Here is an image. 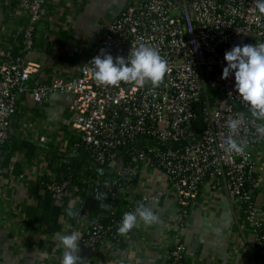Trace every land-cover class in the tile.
Masks as SVG:
<instances>
[{"label": "built area", "instance_id": "2783aa9c", "mask_svg": "<svg viewBox=\"0 0 264 264\" xmlns=\"http://www.w3.org/2000/svg\"><path fill=\"white\" fill-rule=\"evenodd\" d=\"M45 4L46 0L18 3L28 19L27 26L16 32L22 37L24 52L33 47ZM261 42L264 14L255 9L254 0H133L106 27L91 59L101 49L115 59L127 57L141 43L150 45L168 62V72L154 90L150 84L142 88L123 82L115 87L100 86L86 73L91 59L69 77L28 87L30 76L40 65L28 61L22 52L1 51L0 173L6 170L4 155L16 96L27 91L33 102L41 104L52 92L69 93L75 114L71 127L79 135L74 148L111 174L88 179L81 202L69 167L40 180L39 186L58 207L78 200L77 220L88 218L85 212L92 203L110 205L109 224L88 218V243L105 250L118 246L125 237L117 232L123 213L133 211L137 202L146 206L159 198L157 193L138 197L136 191L138 177L153 170L163 175L175 201L168 222L176 236L166 264L185 263L182 232L190 204L206 184L214 192L227 194L240 208L245 225L255 236L256 262L264 264V226L254 204L261 179L251 158L252 149L264 145V139L257 138L255 125L247 118L238 137L247 144L245 152L224 151L226 121L239 112L248 117V109L234 90V74L221 78L226 51ZM120 203L126 209L115 217Z\"/></svg>", "mask_w": 264, "mask_h": 264}, {"label": "crops", "instance_id": "0c3cea01", "mask_svg": "<svg viewBox=\"0 0 264 264\" xmlns=\"http://www.w3.org/2000/svg\"><path fill=\"white\" fill-rule=\"evenodd\" d=\"M19 1L0 0V52H22L28 61L40 65L30 76L28 87L73 75L91 59L106 27L133 2L46 0L33 47L24 52L22 37L16 32L27 26L28 19L18 8ZM72 101L71 94L61 92L50 93L41 104L33 102L27 91L16 96L7 146L9 151L13 145L19 148L4 166L5 172L0 173V264H59L63 250L57 248L56 234L72 231L81 234L78 255L82 264H166L176 236L168 222L175 201L158 171H144L136 180V191L138 197L160 194L156 202L146 205L160 222L134 228L114 249H99L86 241L87 217L70 221L60 216L50 229L34 221L45 197L40 180L56 176L61 166L72 160L84 161L74 148L79 135L71 127L75 115ZM251 156L255 174L261 179L254 204L264 226V145L254 147ZM79 202L70 200L66 207L76 211ZM182 237L184 264H258L255 236L245 225L240 208L227 194L214 192L207 184L190 204ZM40 252H47L49 259L42 261L35 255Z\"/></svg>", "mask_w": 264, "mask_h": 264}, {"label": "clouds", "instance_id": "9594fccd", "mask_svg": "<svg viewBox=\"0 0 264 264\" xmlns=\"http://www.w3.org/2000/svg\"><path fill=\"white\" fill-rule=\"evenodd\" d=\"M254 7L259 14H264V0H254ZM226 66L222 70V79L234 74V90L246 104L248 117L239 112L235 117L226 121L228 135L223 149L226 153L243 154L247 144L238 139L246 119L250 118L255 125V135L264 139V42L258 44H244L233 46L224 54ZM87 64L86 73L100 86H118L122 82L142 88L150 84L154 90L163 82L168 72V62L160 56L158 51L150 45L141 43L132 48L127 57L106 54L103 49ZM103 193V199L106 198ZM108 209L109 204H101ZM69 217L79 216V211L66 209ZM160 222L159 216L143 203L137 202L133 211L123 213L117 232L127 236L134 228L156 225ZM57 248L62 249L59 264H82L78 255L81 234L72 231L70 234H56ZM39 258L49 259L47 252H40Z\"/></svg>", "mask_w": 264, "mask_h": 264}, {"label": "trees", "instance_id": "16d2710c", "mask_svg": "<svg viewBox=\"0 0 264 264\" xmlns=\"http://www.w3.org/2000/svg\"><path fill=\"white\" fill-rule=\"evenodd\" d=\"M31 146L35 148L33 145ZM18 148L19 147L18 146L15 147V145H13L10 151L8 146L5 148L6 153L4 155V166L8 164L11 154ZM31 156H32V152L27 155L28 158H30ZM81 159L84 158L82 157ZM66 167L70 168V172L73 175V184L77 188L76 195H78L81 199L84 200L88 188L87 180L96 179L99 177L94 172L93 167L88 166L87 163L82 160H72L70 161V164H63L62 167L60 168V172H64ZM84 167H86V169L83 170ZM40 209L41 211L37 212L36 215L34 216V221H36L42 228H47V229L53 228L55 226V223H57V219L60 216L68 217V220L70 221H74L76 219V217L72 218L67 215L66 209L68 208L66 207V205L62 207L56 206L53 203L50 195L47 193L45 194L44 200L40 202ZM125 209H126L125 204L120 203L116 210L115 217L123 213ZM87 213L89 219L98 218L104 225L110 223L111 218L108 217L109 209L106 210L101 206H99L98 204L92 203Z\"/></svg>", "mask_w": 264, "mask_h": 264}, {"label": "water", "instance_id": "95a60500", "mask_svg": "<svg viewBox=\"0 0 264 264\" xmlns=\"http://www.w3.org/2000/svg\"><path fill=\"white\" fill-rule=\"evenodd\" d=\"M117 153L120 155V151H118ZM77 155H78L79 158H82V157H83V158H84L83 160H84L89 166L93 167V170H94V172L96 173V175H97L98 177H106V176H109V175L111 174L110 171L103 170L102 168L93 165V164L88 160V158H87L85 152H83V151H78ZM119 162H120V160H119ZM119 162H118V163H119Z\"/></svg>", "mask_w": 264, "mask_h": 264}]
</instances>
